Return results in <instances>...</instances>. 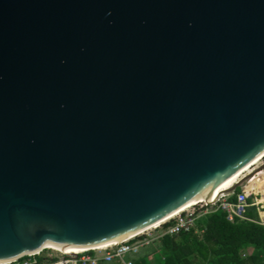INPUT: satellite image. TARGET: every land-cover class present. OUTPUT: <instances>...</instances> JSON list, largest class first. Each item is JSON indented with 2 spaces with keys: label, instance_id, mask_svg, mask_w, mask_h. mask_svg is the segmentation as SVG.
I'll list each match as a JSON object with an SVG mask.
<instances>
[{
  "label": "water",
  "instance_id": "water-1",
  "mask_svg": "<svg viewBox=\"0 0 264 264\" xmlns=\"http://www.w3.org/2000/svg\"><path fill=\"white\" fill-rule=\"evenodd\" d=\"M258 158L264 0H0V264L214 205Z\"/></svg>",
  "mask_w": 264,
  "mask_h": 264
},
{
  "label": "trees",
  "instance_id": "trees-1",
  "mask_svg": "<svg viewBox=\"0 0 264 264\" xmlns=\"http://www.w3.org/2000/svg\"><path fill=\"white\" fill-rule=\"evenodd\" d=\"M262 175L258 173L245 187L248 193L253 190L260 193V202H264ZM240 190L228 200L234 201ZM251 203L249 198L248 204ZM259 208L249 206L243 219L233 221H228L220 209L198 217L194 213L195 222L190 230L157 237L156 244L142 246L133 261L135 264H264V223L260 221ZM172 224L166 223L161 229ZM43 252L39 261L43 259ZM108 264L119 263L114 260Z\"/></svg>",
  "mask_w": 264,
  "mask_h": 264
},
{
  "label": "built area",
  "instance_id": "built-area-1",
  "mask_svg": "<svg viewBox=\"0 0 264 264\" xmlns=\"http://www.w3.org/2000/svg\"><path fill=\"white\" fill-rule=\"evenodd\" d=\"M256 176L252 177L250 181ZM244 189L245 187L241 189L239 193L235 194L234 201L228 200L229 196H224L214 204L217 205L216 209H220L226 213V219L228 221H233L235 218L243 219L249 206H260L264 208V202H260L257 198H255L251 204H248V199L253 196V194H249L250 192L248 193L246 189ZM254 194L257 195L256 193ZM169 222H173V224L162 230L161 228H163V225ZM194 222V212L187 214V211H185L152 229L156 230L160 228L161 232H158L159 237L164 234H175L181 231H188L194 226ZM147 231L133 238L111 244L101 249L90 248L76 253L51 249L56 255L44 254V256H42L43 259L39 261L38 257H41L44 251L42 250L41 252L2 264H108L114 260H117L119 264H135L133 257L139 252V249L149 241L148 237H150V235H146Z\"/></svg>",
  "mask_w": 264,
  "mask_h": 264
},
{
  "label": "bare ground",
  "instance_id": "bare-ground-1",
  "mask_svg": "<svg viewBox=\"0 0 264 264\" xmlns=\"http://www.w3.org/2000/svg\"><path fill=\"white\" fill-rule=\"evenodd\" d=\"M262 159L261 158H258L256 159L254 162H252L251 164L245 166L244 168H242L241 170H239L238 172H236L235 174H233L232 176H230L228 179H226L224 182H222L220 185H218L215 190H213L211 196H210V200L216 196V194H219L220 192H222L223 190H226L227 188H229L230 186H232L235 182H237L244 174H246L247 172L250 171V169L253 167V166H256L259 164V162L261 161ZM206 200L205 198H201L187 206H185L184 208H182L180 211L172 214L171 216L157 222V223H154L134 234H131L123 239H117V240H114L113 242L111 243H107V244H103V245H100V246H96V247H93L94 249H101V248H105L111 244H115V243H118L120 241H123V240H126V239H130V238H133L135 236H138L140 234H142L143 232L147 231V230H150L156 226H158L159 224H162L163 222H166L168 219L170 218H173L174 216H176L177 214L181 213V212H185V210L187 209H190L200 203H205ZM50 247L51 249L53 250H59V251H62V252H70V253H76V252H80V251H84V250H87V249H90V248H63V247H51V246H48Z\"/></svg>",
  "mask_w": 264,
  "mask_h": 264
},
{
  "label": "rangeland",
  "instance_id": "rangeland-1",
  "mask_svg": "<svg viewBox=\"0 0 264 264\" xmlns=\"http://www.w3.org/2000/svg\"><path fill=\"white\" fill-rule=\"evenodd\" d=\"M264 161V158L260 161V162H263ZM259 162V163H260ZM264 173V172H263ZM262 177L264 178V175H262ZM261 177H259V178H257V180L258 179H260ZM246 186H247V184H246ZM245 186V187H246ZM245 190V189H244ZM254 193H256L257 195H255ZM249 194H253V196H251L250 197V199H251V202H253L254 201V199L255 198H257L258 200H260V193H258V192H255L254 190L252 191V192H250ZM217 208V205H211V206H205L204 205V203H200V204H198V205H196V206H194V207H192V208H190V209H188L187 210V214H190V213H192V212H194L196 215H197V217L200 215H204V214H206V213H208V212H210L211 210H215ZM264 209V208H263ZM261 207L258 209L259 211H260V214H261V216L262 215H264V211H262L263 210ZM263 218V217H262ZM262 220V219H261ZM261 222H263L264 223V221H261ZM158 232H161L160 231V228L159 229H156V230H154V229H151V230H149V231H147V233H146V235L148 234V235H150V237H148V243L147 244H145L144 246H146V245H150V243H152V244H156L155 242L157 241V237H158V235H159V233ZM154 241V242H153ZM143 246V247H144ZM142 247V248H143ZM44 254H46V255H49V254H51V255H54L55 254V252L53 251L52 252V250L51 249H47V251H45V252H43ZM56 255V254H55Z\"/></svg>",
  "mask_w": 264,
  "mask_h": 264
},
{
  "label": "crops",
  "instance_id": "crops-1",
  "mask_svg": "<svg viewBox=\"0 0 264 264\" xmlns=\"http://www.w3.org/2000/svg\"><path fill=\"white\" fill-rule=\"evenodd\" d=\"M259 211V210H258ZM260 221H264V215L261 216L260 211L258 212ZM263 217V218H262ZM262 219V220H261ZM263 223V222H262Z\"/></svg>",
  "mask_w": 264,
  "mask_h": 264
}]
</instances>
